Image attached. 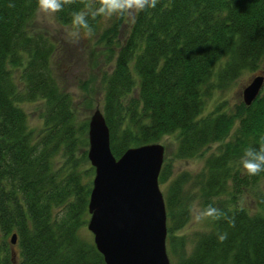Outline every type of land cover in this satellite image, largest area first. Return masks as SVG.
<instances>
[{
	"label": "trees",
	"instance_id": "obj_1",
	"mask_svg": "<svg viewBox=\"0 0 264 264\" xmlns=\"http://www.w3.org/2000/svg\"><path fill=\"white\" fill-rule=\"evenodd\" d=\"M62 2L54 16L65 27L101 0ZM38 8V0H0V264H105L86 229L94 177L89 119H78L73 97L59 86L56 45L30 32ZM101 17L88 23L95 58L106 66L100 108L113 155L166 137L176 142L159 175L160 186L171 180L163 193L167 255L173 264H264V194L256 211L235 200L264 179L239 163L247 148L264 145V88L250 106L239 100L203 114L212 90L262 70L264 0H157L102 29ZM38 101L45 111L35 130L22 106ZM196 158H204L200 172L174 177L173 160ZM194 203L218 215L188 249L174 233Z\"/></svg>",
	"mask_w": 264,
	"mask_h": 264
},
{
	"label": "water",
	"instance_id": "obj_2",
	"mask_svg": "<svg viewBox=\"0 0 264 264\" xmlns=\"http://www.w3.org/2000/svg\"><path fill=\"white\" fill-rule=\"evenodd\" d=\"M263 88L264 71L250 78L239 97L250 106ZM87 125V158L94 169L87 230L104 263L172 264L167 255L165 199L159 185L165 147L159 142L130 147L117 159L99 106ZM10 242L15 245V235Z\"/></svg>",
	"mask_w": 264,
	"mask_h": 264
},
{
	"label": "rangeland",
	"instance_id": "obj_3",
	"mask_svg": "<svg viewBox=\"0 0 264 264\" xmlns=\"http://www.w3.org/2000/svg\"><path fill=\"white\" fill-rule=\"evenodd\" d=\"M135 12L128 15V19L132 20ZM55 13L45 14L38 8L34 20L30 24V32L32 34H45L50 42L57 47L54 58V65L56 69V78L62 91L70 94L73 97V106L76 115L80 121L90 118L92 111L96 106L100 107L102 102L103 85L101 83V75L105 72L106 66L100 59L95 58V52L98 50L96 45V37L87 35L85 31L81 30L79 38H74L68 33L72 30V25L61 26L55 20ZM112 18L102 16L98 22L102 29L110 23ZM262 70L258 72L244 71L239 77L229 84L226 88H215L211 91L210 97L206 99L205 109L203 114L206 115L212 112L219 104L232 107L241 98L240 92L248 84L250 78L258 75L264 71V64ZM18 81V80H17ZM90 102V104H88ZM23 109L29 115V124L33 129L38 130L42 127V116L45 111L43 102L24 103ZM165 147L166 159H171L175 152L176 142L174 137H166L159 141ZM216 146L213 145L209 150H206L204 157L214 152ZM172 171L174 177L182 172H189L196 174L201 171L204 165V158H196L192 160H173ZM171 180L165 182L160 186L164 193L165 188H168ZM264 194V179L256 187L245 191L235 199L236 206L251 211H256L258 208V195ZM225 199V198H221ZM203 210L198 203L192 204L190 219L185 227L179 232L174 233L178 236H183L188 244V249L194 243L198 234L204 233L210 229L211 217H206L202 220H197L196 217L200 211ZM87 229V228H86ZM84 230L87 232V230ZM89 234V233H88ZM90 235V234H89ZM15 259V258H13ZM171 263L173 261L169 257Z\"/></svg>",
	"mask_w": 264,
	"mask_h": 264
},
{
	"label": "clouds",
	"instance_id": "obj_4",
	"mask_svg": "<svg viewBox=\"0 0 264 264\" xmlns=\"http://www.w3.org/2000/svg\"><path fill=\"white\" fill-rule=\"evenodd\" d=\"M157 0H101L100 5L93 11L91 8L87 11L76 12L72 16V30L68 33L74 38H79L81 30H87L86 34L91 35V29L88 23V17L102 15L106 18L113 16L131 15L133 12L140 13L148 8H155ZM62 0H38L40 11L45 14H51L61 10ZM241 168L249 175L255 176L264 172V145L258 147H249L240 158ZM218 215L215 208L208 207L200 211L196 219L202 220L209 216ZM224 239V237H221Z\"/></svg>",
	"mask_w": 264,
	"mask_h": 264
}]
</instances>
